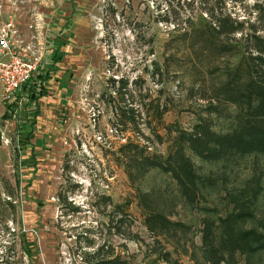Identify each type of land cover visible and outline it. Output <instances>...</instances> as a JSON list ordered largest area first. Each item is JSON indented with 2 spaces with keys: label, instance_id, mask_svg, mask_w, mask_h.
Masks as SVG:
<instances>
[{
  "label": "rangeland",
  "instance_id": "374dc122",
  "mask_svg": "<svg viewBox=\"0 0 264 264\" xmlns=\"http://www.w3.org/2000/svg\"><path fill=\"white\" fill-rule=\"evenodd\" d=\"M169 1L180 0H0V23L20 16L23 47L44 57L59 40L83 56L68 94L74 106L41 100L29 140L26 91L5 101L0 81V264H88L100 248L127 264H166L165 256L211 264L205 229L216 246L227 226L264 235V119L254 122L261 137L239 151L203 159L187 143L198 123L242 138L251 105L245 36L215 37L207 15L181 6L175 22H162ZM220 2L219 13L264 37V0ZM80 19L87 32L73 46ZM112 77L143 84L135 102L149 116L138 130L116 118ZM180 158L191 163L194 199L171 171ZM222 264H264V250L226 254Z\"/></svg>",
  "mask_w": 264,
  "mask_h": 264
},
{
  "label": "trees",
  "instance_id": "16d2710c",
  "mask_svg": "<svg viewBox=\"0 0 264 264\" xmlns=\"http://www.w3.org/2000/svg\"><path fill=\"white\" fill-rule=\"evenodd\" d=\"M169 2V8L166 11V19H163L162 22L168 24L175 22L177 14L180 15V13H178L179 6H181L185 13L199 12L201 15H207L205 20L208 21L211 32L215 37L229 38L237 33H242L245 36V50L248 55V76L250 84V91H248V96L250 97L248 102L251 103L249 107L250 119H247L249 124L241 132L240 136L242 138L236 140L232 137H220L205 123H198L194 125L191 131L187 134V143L190 149L200 158L206 159L210 155L219 156L221 154L225 155L226 151L242 150L248 142H253L254 144V141L261 137L259 131L255 129L257 127L254 122L264 119V37L258 34L259 31L254 29L253 25L251 26L249 33H245L244 23L233 18L231 14L219 13L221 12V8H219L221 3L220 0H180L176 7L173 5L172 1ZM197 3H199V9L196 6ZM160 7L161 6H159V9ZM192 18L193 16L190 15L186 21L188 20L190 22ZM61 48L60 44L54 48L50 61L52 62L51 68L47 72L41 70L36 75V79L39 80L38 84H40L41 91L39 93L35 91H30L28 93L30 105L37 103L39 97L46 94L43 84H45L49 78L48 75L50 73L58 71V64L61 63L65 57V53ZM155 66V72L160 74V67L156 63ZM153 74L155 75V73ZM110 83L116 94V98L120 99L119 103H117V106L114 108L116 118L120 120V125L124 128L135 127L138 130L139 125H141L143 121L144 115L149 116L148 107L143 105L142 102H135V95H137L136 92L142 89L143 84L139 79L135 81H130L129 79L124 78L117 80L114 79V77L111 78ZM24 90L26 91V88ZM139 93H141V91H139ZM251 96H253L254 102ZM116 98L110 95L109 103H114ZM37 110L38 109H36V113H39ZM156 112L157 122L162 123V113L159 110ZM34 116L36 118L35 113ZM35 118L32 122L29 132L30 134L26 137V140H29L30 138L32 139L33 134L36 132L35 127L37 123ZM147 124L151 123H146V125ZM29 144L32 145L31 143ZM180 160L182 163L178 164L176 167L173 166L171 171L179 181L183 192L190 198L194 199L196 198L195 177L191 163L187 160L184 162L181 158ZM152 226H154L153 222ZM204 243L210 250L211 264H222L226 260V254H245L256 249L260 251L264 250V235L254 230H242L234 226H227L223 233L221 245L216 246L213 233L211 229L208 228L204 230ZM26 244L29 247L35 246L34 244ZM103 250L104 248L97 250L88 264H127L126 261H123L118 257L111 258L103 256ZM165 257L166 264H171L172 260L168 256ZM148 264L159 263L151 262Z\"/></svg>",
  "mask_w": 264,
  "mask_h": 264
},
{
  "label": "built area",
  "instance_id": "2783aa9c",
  "mask_svg": "<svg viewBox=\"0 0 264 264\" xmlns=\"http://www.w3.org/2000/svg\"><path fill=\"white\" fill-rule=\"evenodd\" d=\"M15 21L9 17L0 23V81L1 98L13 101L40 71L41 60L31 48L23 47L17 38Z\"/></svg>",
  "mask_w": 264,
  "mask_h": 264
},
{
  "label": "crops",
  "instance_id": "0c3cea01",
  "mask_svg": "<svg viewBox=\"0 0 264 264\" xmlns=\"http://www.w3.org/2000/svg\"><path fill=\"white\" fill-rule=\"evenodd\" d=\"M16 27H17V34L18 36H20V16L18 17V15L16 16ZM87 23L85 22V20H78L76 22V31L74 32V35L71 36L73 37L72 41H73V46L75 45H81V41H83L82 38H84V34H86L87 32ZM61 45V50L65 53V57L63 59V61L61 63L58 64V71L56 72H52L50 73L48 76L49 78L47 79V81L45 82V84H43L44 88H45V92L46 94H44L43 96L39 97L37 103H34L31 105V107H34V112L36 115V118L34 116V118L37 119L40 118L43 114V108L41 107L40 102H42L41 100L47 101L55 96H58V101H61V103H63V100H65V98H69V102L68 104L70 105L69 108H71V106L73 105V101L74 99L72 98L74 96V92L71 95L70 92H72V90L74 91V89H71L72 84L74 83V74L77 68H79L81 62L83 61V56L79 53H71L70 51L72 50L70 48V44L69 43H63L62 41L56 40L53 43H51V54L49 56H44V57H39V59L41 60V67H40V71L41 70H45V72H47L50 68H51V57H52V53L54 48H56L58 45ZM65 47V48H64ZM65 66V67H62ZM83 65V64H81ZM77 67V68H76ZM65 68V69H64ZM76 68V69H75ZM79 70V69H78ZM80 71V70H79ZM42 74V73H41ZM58 74H62V77H56ZM40 75V74H39ZM37 77H35V79L32 81V83L26 88V92L24 94H26V99L29 100L28 98V93L30 91H35L37 93H39L41 91L40 88V84H38L39 80L36 79ZM71 85V86H70ZM56 86V87H55ZM54 91V92H52ZM30 102V101H29ZM43 103V102H42ZM72 104V105H71ZM36 109H38L37 111H39V113H36Z\"/></svg>",
  "mask_w": 264,
  "mask_h": 264
},
{
  "label": "water",
  "instance_id": "95a60500",
  "mask_svg": "<svg viewBox=\"0 0 264 264\" xmlns=\"http://www.w3.org/2000/svg\"><path fill=\"white\" fill-rule=\"evenodd\" d=\"M1 143H2V131L0 129V145H1Z\"/></svg>",
  "mask_w": 264,
  "mask_h": 264
}]
</instances>
